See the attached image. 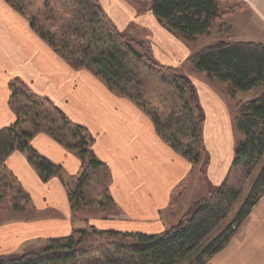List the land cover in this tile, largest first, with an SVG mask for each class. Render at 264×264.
I'll use <instances>...</instances> for the list:
<instances>
[{
  "label": "trees",
  "instance_id": "16d2710c",
  "mask_svg": "<svg viewBox=\"0 0 264 264\" xmlns=\"http://www.w3.org/2000/svg\"><path fill=\"white\" fill-rule=\"evenodd\" d=\"M6 1L70 65L91 71L111 91L135 102L152 117L158 134L188 158L194 169L200 164L205 114L190 76L177 73L181 66L166 65L153 52L149 56L141 41L118 30L107 18L100 0H56L63 3L65 17L57 16L58 4L52 0H45L41 11L35 9L37 0ZM239 8L225 10L221 0H152L150 5L169 30L190 42L209 34L216 20ZM150 58L172 74L163 73V80L176 89L181 113L163 118L142 102L141 70ZM188 61L210 80L227 83L232 97L264 82V41L220 40L196 51ZM9 86L16 119L0 129V200L18 214L32 208L31 196L7 167L8 157L19 150L44 181L56 176L63 180L74 217L94 204L103 211L111 205L117 207L111 192L112 171L96 155V138L88 128L71 120L50 98L37 94L21 79L11 80ZM173 106L177 110L179 105ZM236 108L234 123L242 138L227 176L178 224L159 233L74 226L71 234L49 238L37 251L0 255V264H205L228 244L264 196V92ZM40 133L78 156L81 167L76 175L66 177L62 165L33 147L32 139ZM246 185L249 191L242 198Z\"/></svg>",
  "mask_w": 264,
  "mask_h": 264
},
{
  "label": "crops",
  "instance_id": "0c3cea01",
  "mask_svg": "<svg viewBox=\"0 0 264 264\" xmlns=\"http://www.w3.org/2000/svg\"><path fill=\"white\" fill-rule=\"evenodd\" d=\"M100 1L119 29L131 22L147 29L154 56L160 62L178 66L188 59L191 43L164 27L150 9L140 10L129 0ZM229 1H233L231 8H240L230 13L228 27L240 31L245 38L232 40L260 39L264 34V0ZM15 78L50 98L96 138L94 151L112 171L111 192L119 209L118 215L94 222L98 227L159 233L178 222L182 215H175L172 199L193 173V163L164 141L152 117L135 102L111 91L91 71L75 69L40 37L26 17L6 0H0V129L16 119L9 101V84ZM197 93L205 111L203 130L210 157L209 177L213 185L219 186L234 158V112L229 99L213 85L199 83ZM32 145L62 165L66 177L80 171L78 156L50 135L37 134ZM7 167L29 193L33 206L30 216H17L0 224V246L4 252L15 251L29 242H46L71 234L74 222L63 180L56 176L44 181L19 150L8 157ZM205 264H264V196L228 244Z\"/></svg>",
  "mask_w": 264,
  "mask_h": 264
},
{
  "label": "rangeland",
  "instance_id": "374dc122",
  "mask_svg": "<svg viewBox=\"0 0 264 264\" xmlns=\"http://www.w3.org/2000/svg\"><path fill=\"white\" fill-rule=\"evenodd\" d=\"M44 1L45 0H37L35 9L38 11H41L42 6H43L42 4ZM129 1L134 3L135 5H138L140 10L150 9V5L152 2V0H129ZM52 2L55 4H58V11H57L58 17H60V15L64 17L67 16L65 14V9L63 7L62 2L58 3L56 0H52ZM232 4H233V1L230 2L229 0H223L222 7L225 10L228 8L231 9ZM103 10L106 13L105 9ZM228 12H231V11H228ZM229 14H227L222 19L216 20L209 34L199 36L197 40L194 42H190L186 40L192 45V52L189 55L188 59L196 51H199L203 47L209 44H212L214 42H217L220 40H232V39H238V38L245 39L244 37H242V34L240 31H231L229 29L228 27V23H230L229 17L232 15V14L230 15ZM107 18L114 24V22L112 21L111 17L108 16V14H107ZM161 23L164 25L163 22ZM164 27L166 26L164 25ZM118 30H120L121 32L127 33V35L132 39L141 41L143 44V50L145 49L146 51H148V55L153 57V54H152L153 41L151 39V34H149L147 29L139 25H135V23L131 22L128 24V26L125 29L121 30L118 28ZM175 35H178V34H175ZM254 40L255 41L264 40V34H262L260 39H254ZM188 59L182 62L180 65H178V66H181L182 68L179 71H177V73L179 75L183 74L188 77L190 76V79L196 88V92L198 91L199 83L201 85L203 83L213 85L214 88L218 92L223 94L225 98L229 99L228 104H229V107L231 106V109L233 112L236 111L237 109L236 107L238 103L253 99L258 94H261L262 92H264V82H263L262 84H260L258 87H256L255 89L251 91H248V92L239 91L235 95V97H232L230 95L227 83L220 82L218 80H210L207 77L206 73L197 71L194 68V66L190 63V61H188ZM144 63L146 66L142 68L141 70V74H142L141 76L142 89L141 90L143 93L142 95H143V100H144L142 102L145 104L147 110L150 111L151 113L155 112V114L160 113L162 114L163 118L170 116L172 113H175V111L177 113H181L182 104L177 99V95H175L176 89L173 86H171L169 82H166V81L164 82L163 80V73L167 75H172V74L170 72H167L165 69H161V67L156 66L154 59H151V58L147 59L145 60ZM185 97L189 98L190 97L189 93H187ZM174 103H178L179 105L177 110L173 106ZM202 109L204 111L203 107ZM195 113L197 115L196 117L199 118L200 112L197 109H195ZM204 114H205V111H204ZM241 138L242 136L237 131L235 149ZM206 151H207L206 147L204 146L203 156H202L200 164L197 165V167L194 169L193 173L190 175L187 181L184 184H182L179 187V189L174 193V196L172 199V203L174 205L173 210L175 211L174 213L177 216H178V213L181 212L182 216L180 217V219H182L190 210H192V208H194V206L197 204V202L200 199L208 196L210 191H214L215 185L212 184L213 182L209 177L210 157ZM248 191H249V186L246 185L242 198L247 195ZM112 206L113 205H111V207L107 208L105 211H103V209L97 206L96 204L85 207L83 211L79 212V216H77V218L74 217L72 213V220L74 222L75 228L77 227L79 229H91L92 226H95V228L98 230H107V229H101L94 222H96L97 220L108 219V218H111L112 216L118 215L119 209L117 207H112ZM11 207L12 206L6 201L0 200V224L8 223L14 218H16L17 216H21L22 218H25L32 214V212L29 213L32 210V208L29 210V212L26 211L25 213L18 214V213H15ZM180 219L178 220V222L180 221ZM178 222L176 224H178ZM44 245H45L44 241H33L11 252H4L3 247L0 246V255H3V254L22 255L30 250L37 251L41 249Z\"/></svg>",
  "mask_w": 264,
  "mask_h": 264
}]
</instances>
